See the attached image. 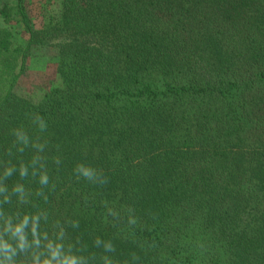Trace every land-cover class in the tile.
<instances>
[{"label":"trees","instance_id":"1","mask_svg":"<svg viewBox=\"0 0 264 264\" xmlns=\"http://www.w3.org/2000/svg\"><path fill=\"white\" fill-rule=\"evenodd\" d=\"M58 1L0 2V264H264V0Z\"/></svg>","mask_w":264,"mask_h":264},{"label":"rangeland","instance_id":"2","mask_svg":"<svg viewBox=\"0 0 264 264\" xmlns=\"http://www.w3.org/2000/svg\"><path fill=\"white\" fill-rule=\"evenodd\" d=\"M58 2V0H30L27 12L35 28L42 25L47 15L53 14L59 9ZM15 30L19 31V26ZM52 52L49 51V48L31 49L25 60L24 73L18 79L17 92L19 94L32 95L38 99L36 96L40 97L53 84L57 83L55 64L49 61Z\"/></svg>","mask_w":264,"mask_h":264}]
</instances>
